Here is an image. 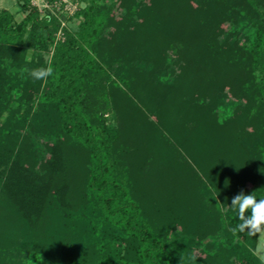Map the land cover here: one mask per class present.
<instances>
[{
    "label": "rangeland",
    "instance_id": "1",
    "mask_svg": "<svg viewBox=\"0 0 264 264\" xmlns=\"http://www.w3.org/2000/svg\"><path fill=\"white\" fill-rule=\"evenodd\" d=\"M134 1L100 0L108 15L97 56L106 75L94 81L88 92V116L94 126L104 121L116 127L115 158L133 175L136 195L156 223L157 233L165 238L166 263L171 251L179 248L183 264H213L229 255L233 258L234 248L240 244L262 261L264 232L252 238L247 229L242 231L250 238L249 244L229 231L242 223L238 207L231 205L235 195L243 190L257 200L264 199V117L260 102L251 101L243 89L247 74L240 70L236 76L230 66L229 73L214 71L205 62L206 56H201L205 63L197 61L193 45L199 40L190 39L185 49L177 42V32L190 25L191 3L185 11L184 0H178L184 1L183 6L163 0L154 7L151 0H140L136 9ZM22 2L0 0V8L20 21L25 15ZM33 2L41 16L53 11L61 25L72 30L81 20L76 11L87 4V0ZM148 8L156 12L153 15L168 14L170 36L152 26L157 19L146 16ZM222 27L219 43L226 39L237 46L250 39L252 26L247 20H230ZM54 34L62 38L60 30ZM20 47L25 49L28 66L13 65L0 43V71L5 70L0 89V144L1 140L9 143L43 165L52 157L51 145L58 142L67 163L73 199L70 210L78 215L88 153L58 131L53 107L40 102L48 78L33 80L29 76L31 70L49 67L52 44L46 49L26 43ZM8 75L16 76L15 85L7 84ZM10 215L0 191V242L16 259L13 263L45 262L42 250L48 245L40 241L46 231L22 232L16 223L11 226ZM245 215H251V210ZM48 219L56 224L66 222L48 214L45 224Z\"/></svg>",
    "mask_w": 264,
    "mask_h": 264
},
{
    "label": "trees",
    "instance_id": "2",
    "mask_svg": "<svg viewBox=\"0 0 264 264\" xmlns=\"http://www.w3.org/2000/svg\"><path fill=\"white\" fill-rule=\"evenodd\" d=\"M151 1L154 7L163 0ZM166 1L175 6H183L185 1V11L187 4L193 7L189 9L190 25L182 27L176 35L173 33L179 39L177 42L185 49L190 39L199 40L193 45L197 61L207 62L214 71L220 69L224 74L229 73V66L236 76L240 70L245 71L243 89L251 101L260 102L264 117V0ZM140 4V0L134 1V9ZM21 9L25 15L15 21L13 13L0 8V43L5 45L16 67L28 66L25 49L20 44L39 49L52 44L49 67L53 75L48 77V89L40 102L53 107L58 131L62 130L71 143L86 150L88 155L83 204L80 213L75 215L70 210L73 199L63 147L58 142L51 145L52 157L42 165L26 158L20 149H14L9 143L2 144L1 140L0 191L10 207V216L13 215L11 226L16 223L22 232L28 230L32 234L38 233L40 228L46 231V237L40 241L41 245H48L42 250L46 258L41 264H49V261L53 264H183L179 248L172 250L169 262H165V238L157 233L156 223L136 195L133 175L115 158L116 127L104 121L94 126L85 109L93 82L106 75L97 56L101 28L108 15L100 0H87V4L76 11L81 20L74 30L61 25L53 11L41 16L30 0H23ZM147 11L146 16L157 19L152 26L170 36L172 20L168 14L153 15L156 12L150 8ZM242 19L252 26L249 41L237 46H231L226 39L221 43L217 41L224 32L221 25ZM57 30L62 38L55 37ZM201 56H206L205 62ZM4 71H0V89L5 82ZM16 80L13 75L6 78L8 85H15ZM48 214L66 222L56 224L48 219L45 224ZM170 226L174 228L175 224L170 223ZM236 234L251 243L248 235L240 231ZM233 253V258L229 255L213 264H263L245 244L234 248ZM13 261L16 259L0 242V264H18Z\"/></svg>",
    "mask_w": 264,
    "mask_h": 264
},
{
    "label": "clouds",
    "instance_id": "3",
    "mask_svg": "<svg viewBox=\"0 0 264 264\" xmlns=\"http://www.w3.org/2000/svg\"><path fill=\"white\" fill-rule=\"evenodd\" d=\"M52 75L53 69L51 67L34 69L29 72V76L33 80H46ZM231 205L234 208L238 207L239 219L242 223L235 228H230L229 231L236 234L238 231L242 232L247 229L252 235L264 232V199L257 200L252 193L245 194L241 190L240 193L233 197ZM249 209L251 210V215L246 216L245 213ZM261 259L264 261V257Z\"/></svg>",
    "mask_w": 264,
    "mask_h": 264
},
{
    "label": "built area",
    "instance_id": "4",
    "mask_svg": "<svg viewBox=\"0 0 264 264\" xmlns=\"http://www.w3.org/2000/svg\"><path fill=\"white\" fill-rule=\"evenodd\" d=\"M30 2L32 3V5H34L35 3L33 2V0H30ZM34 3V4H33ZM35 6V5H34ZM37 7V6H36ZM40 9V8H39Z\"/></svg>",
    "mask_w": 264,
    "mask_h": 264
}]
</instances>
